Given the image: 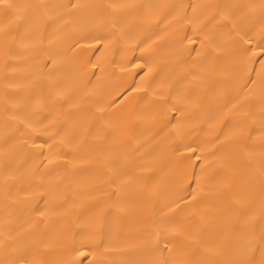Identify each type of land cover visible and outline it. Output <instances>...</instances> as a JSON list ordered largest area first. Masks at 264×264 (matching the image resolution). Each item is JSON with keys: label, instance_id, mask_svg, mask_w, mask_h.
<instances>
[{"label": "bare ground", "instance_id": "obj_1", "mask_svg": "<svg viewBox=\"0 0 264 264\" xmlns=\"http://www.w3.org/2000/svg\"><path fill=\"white\" fill-rule=\"evenodd\" d=\"M9 2L49 8L0 34V264H139L162 214L193 227L194 251L218 242L216 264L259 259L264 169L232 106L260 94L264 0ZM126 3L143 8L107 7ZM53 83L67 96L53 101ZM105 137L124 142L138 187L111 183ZM41 180L58 187L55 211L27 195Z\"/></svg>", "mask_w": 264, "mask_h": 264}, {"label": "snow or ice", "instance_id": "obj_2", "mask_svg": "<svg viewBox=\"0 0 264 264\" xmlns=\"http://www.w3.org/2000/svg\"><path fill=\"white\" fill-rule=\"evenodd\" d=\"M0 6L5 8V22L0 23V34H4L5 36H7L8 30L14 22L19 21L22 26L28 25L30 27L35 10L49 8V5L43 3L36 5H18L10 3L9 0H0ZM60 7H67V5H61ZM72 7L80 8L81 6L76 4L72 5ZM107 7L109 9L121 8L129 10L126 13L127 15H130L134 10L143 8V6H138L134 3L120 5L110 4ZM261 7L264 9V5ZM262 16H264V11H262ZM224 19L227 20L229 17L225 15ZM235 20L236 17H233V27L237 26ZM239 22L241 25L246 23V15L239 16ZM113 26H116L115 23ZM261 50L264 51V49ZM262 67H264V63H262ZM190 75L195 76V73H190ZM259 86L260 94L258 96H254L251 99L245 98L243 101H237V104L232 107L240 115L239 124L237 126L239 135L246 136L252 143L251 149L247 150L249 157L251 158L259 155L261 167L264 169V79L260 80ZM51 88L55 94L54 97H52L53 101L55 98H64L67 96V89L63 85L53 83ZM180 99L185 101L189 100L188 97H181ZM190 102L193 107L198 106L200 103L199 100H191ZM44 108L51 111L47 99L45 100ZM32 111L33 113H37V108H33ZM177 111H180V109H177ZM13 119H15V117H13ZM21 123L24 124V120H21ZM38 123H42V121ZM253 132L258 133L255 138L252 136ZM89 135H92V133H89ZM105 141V163L111 173V183L114 184L118 190L134 186L138 187L140 177L131 171V169L135 167V162L131 160L129 154L124 151V142L120 141L118 146H114L107 142V137H105ZM39 147H42V145ZM51 147L52 146H49L50 155L52 158H55V154L51 153ZM188 150L193 153L195 152L191 147H189ZM136 151H138V149H136ZM189 159H191V157H189ZM196 159H200V157L197 156ZM51 162L52 159H49V163ZM195 182L197 186H199L200 180L196 179ZM35 187L38 191L29 192L27 195L31 196L33 199L43 196L45 199L42 203L45 204L48 210L55 211L56 208L59 207L56 203L60 195L58 187L55 184L49 185L44 180H41ZM180 200L182 202L183 198L181 197ZM192 200H196L194 192L192 193ZM166 207L171 213L175 208L180 207V203L176 200H172ZM184 207L189 208L192 207V205L185 203ZM261 209V214L264 216V203H262ZM36 211L39 213L40 217H44L47 214L46 211L40 210L39 208H37ZM0 235H2V233H0ZM148 237L149 239L146 246L147 259L140 261L139 264H216L213 257L219 252V243L206 242L201 239L197 243L194 251L192 244L189 243L194 239V229L185 221L178 219V214H162L158 218L153 219L148 231ZM262 242H264V233H262ZM0 246H2V244H0ZM77 255L83 257L85 253L80 251ZM20 259L23 264H46L44 260L37 256H33L31 259H25L24 257ZM71 264H82V261L77 259L72 261ZM92 264H94V262H92ZM230 264H264V249H261L259 259L255 257L249 258L248 254L244 253L242 259L230 262Z\"/></svg>", "mask_w": 264, "mask_h": 264}]
</instances>
